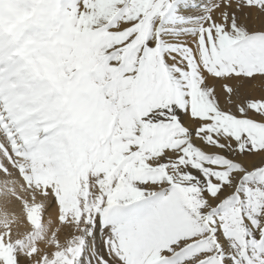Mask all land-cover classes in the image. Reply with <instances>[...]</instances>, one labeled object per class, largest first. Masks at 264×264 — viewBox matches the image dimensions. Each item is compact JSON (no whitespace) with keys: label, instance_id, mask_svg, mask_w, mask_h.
Listing matches in <instances>:
<instances>
[{"label":"snow or ice","instance_id":"1","mask_svg":"<svg viewBox=\"0 0 264 264\" xmlns=\"http://www.w3.org/2000/svg\"><path fill=\"white\" fill-rule=\"evenodd\" d=\"M0 264H264V0H0Z\"/></svg>","mask_w":264,"mask_h":264}]
</instances>
